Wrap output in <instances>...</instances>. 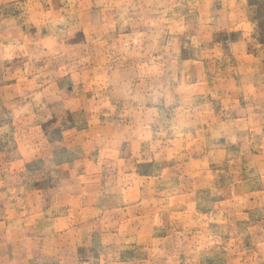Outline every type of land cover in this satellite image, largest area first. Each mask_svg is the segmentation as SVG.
Returning <instances> with one entry per match:
<instances>
[{"label": "rangeland", "instance_id": "obj_1", "mask_svg": "<svg viewBox=\"0 0 264 264\" xmlns=\"http://www.w3.org/2000/svg\"><path fill=\"white\" fill-rule=\"evenodd\" d=\"M62 3L0 0V264H264V0Z\"/></svg>", "mask_w": 264, "mask_h": 264}, {"label": "crops", "instance_id": "obj_2", "mask_svg": "<svg viewBox=\"0 0 264 264\" xmlns=\"http://www.w3.org/2000/svg\"><path fill=\"white\" fill-rule=\"evenodd\" d=\"M39 2H42V3H47V5H46V9H45V11L44 12H46V13H55L56 12V10L58 9V8H60V7H62L63 6V3H62V1L63 0H38ZM69 2H71L72 0H68ZM54 4V6L52 7V8H49L48 7V5L49 4ZM93 48V47H92ZM94 49V48H93ZM95 53H98V51H96ZM211 61H213L214 63H224V62H227V60L226 59H222V60H220V61H216V60H211ZM230 64L231 63H233V59H231L230 61ZM234 64H235V62H234ZM231 72V71H230ZM202 76H203V73H202ZM202 77L200 76V77H198V79H201ZM263 80H264V78H263ZM264 86V85H263ZM264 96V95H263Z\"/></svg>", "mask_w": 264, "mask_h": 264}]
</instances>
